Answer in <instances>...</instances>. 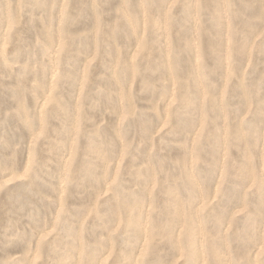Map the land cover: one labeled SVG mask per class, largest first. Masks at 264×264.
<instances>
[{"label": "rangeland", "instance_id": "374dc122", "mask_svg": "<svg viewBox=\"0 0 264 264\" xmlns=\"http://www.w3.org/2000/svg\"><path fill=\"white\" fill-rule=\"evenodd\" d=\"M0 264H264V0H0Z\"/></svg>", "mask_w": 264, "mask_h": 264}]
</instances>
